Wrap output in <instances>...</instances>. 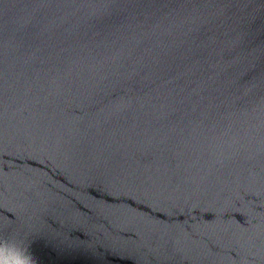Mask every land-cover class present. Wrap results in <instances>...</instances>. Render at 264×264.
<instances>
[{"label":"water","instance_id":"95a60500","mask_svg":"<svg viewBox=\"0 0 264 264\" xmlns=\"http://www.w3.org/2000/svg\"><path fill=\"white\" fill-rule=\"evenodd\" d=\"M36 264H264V0H0V237Z\"/></svg>","mask_w":264,"mask_h":264},{"label":"clouds","instance_id":"9594fccd","mask_svg":"<svg viewBox=\"0 0 264 264\" xmlns=\"http://www.w3.org/2000/svg\"><path fill=\"white\" fill-rule=\"evenodd\" d=\"M0 264H36L33 254L18 236L0 237Z\"/></svg>","mask_w":264,"mask_h":264}]
</instances>
